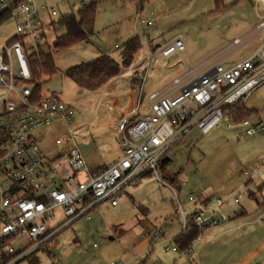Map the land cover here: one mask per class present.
I'll list each match as a JSON object with an SVG mask.
<instances>
[{
    "label": "rangeland",
    "instance_id": "1",
    "mask_svg": "<svg viewBox=\"0 0 264 264\" xmlns=\"http://www.w3.org/2000/svg\"><path fill=\"white\" fill-rule=\"evenodd\" d=\"M38 1L55 6L58 15L76 13L78 8L90 2L97 4L94 34L88 41L54 51L56 36L64 31L55 17L53 23L45 24L46 42L40 48L52 53L56 68L52 75L42 74V93L57 94L74 107V115L68 124L77 126L78 147L88 163L93 157L100 165L119 157V134L110 127L107 115L99 114L101 116L93 120L96 104L92 102V91L79 88L64 75V70L101 54H108L120 62L122 43L138 36L141 47L133 62L140 61V66L130 72L128 86L135 87V94L140 92L139 104L144 109L151 93L186 72L188 67L203 63L199 72L222 58L233 62L247 56L251 43L244 45L242 40L238 50L229 44L258 22L252 0H222L219 9L214 0H144L141 7L137 0ZM14 33V18L0 24V51ZM175 38L183 41L185 49L180 54L162 56L159 47ZM127 73L129 75L125 72L123 81L128 80ZM127 99L121 97L124 104ZM244 104L254 110L247 119L253 123L264 120V83L251 91ZM245 129L242 121L235 122L232 117L206 134L192 127L164 155L163 159L169 161L164 168L158 165L160 179L150 175L127 184L116 206L108 201L100 203L90 213V219L81 217L73 221L53 236L54 246L36 251L21 264H31L32 258L36 259L35 264H109L111 261L122 264H221V256L216 251L237 242L236 232L228 238L215 240V254L204 252L206 255L200 261L196 252L193 254L192 245L195 244V248L201 243L207 229L200 239L192 242L191 250L187 252L167 250L166 247H175L173 237L181 230L178 200L186 208L188 196L196 197L214 191L224 183L239 184L240 181L243 182L240 186L243 195L238 208L247 210L244 218L251 222L248 224L251 231L247 232L258 240L264 237V222L257 220V202L264 199V130L246 135ZM66 130L63 121L55 120L33 132L44 155L54 158L55 162L63 157H56L61 148L54 140ZM254 171L257 175L244 185L245 178ZM177 172L184 181L179 191L165 181L169 174ZM259 186H262L261 190H258ZM168 221L172 223L167 225ZM154 230L159 231L155 239L157 244L145 254L152 241L141 233Z\"/></svg>",
    "mask_w": 264,
    "mask_h": 264
},
{
    "label": "built area",
    "instance_id": "2",
    "mask_svg": "<svg viewBox=\"0 0 264 264\" xmlns=\"http://www.w3.org/2000/svg\"><path fill=\"white\" fill-rule=\"evenodd\" d=\"M253 1L262 12H257L253 29L260 42L250 53L233 62L222 58L199 72L203 63L188 67L151 93L144 109L139 104L140 92L135 94L132 108L115 127L121 156L90 170L78 147L75 128L68 124L74 107L57 94L38 97L34 91L31 54L46 42L45 24L59 16L57 8L38 0H0V15L15 19L16 36L9 43L5 41L0 51V264H21L36 251L54 246L55 234L78 218L90 219V213L104 201L116 206L124 187L138 182L144 173L151 171L160 179L158 165L182 135L192 127L203 134L219 127L230 118V106L239 100L245 102L251 91L264 83V0ZM242 40L234 39L229 47L238 50ZM184 49L183 41L175 38L160 52L168 57ZM55 120L67 127L54 140L61 148L56 157H63L57 162L44 155L33 135ZM242 124L246 135L264 130L261 119L254 123L244 119ZM254 175L257 171L247 181ZM241 197L240 191H232L214 199L206 209L203 198L188 196L198 207L194 217L197 239L207 228L228 220L221 206L228 201L238 204ZM177 212L181 229H186L187 216L179 200ZM257 220L264 222V204ZM158 233H141L152 241L145 254L157 244ZM166 249L177 251L176 247Z\"/></svg>",
    "mask_w": 264,
    "mask_h": 264
},
{
    "label": "trees",
    "instance_id": "3",
    "mask_svg": "<svg viewBox=\"0 0 264 264\" xmlns=\"http://www.w3.org/2000/svg\"><path fill=\"white\" fill-rule=\"evenodd\" d=\"M138 5L141 7L144 0H137ZM216 8L219 9L222 6V0H214ZM97 11L96 2H90L77 9L76 13L61 14L56 18V22L61 26L64 31L56 36L54 51L59 52L68 47L73 46L81 41H88L94 34V23ZM8 16L0 15V24L7 20ZM55 19L51 23L54 22ZM16 39L13 35L6 41L9 43ZM119 47V46H117ZM141 47V41L138 36H134L121 45V61L118 62L111 58L108 54H101L95 58H92L86 62L74 65L64 70V75L70 78L79 88L88 91H95L107 83L111 78L120 74L123 68L130 67L134 55ZM31 71L34 82V91L38 97L42 96V74L52 75L56 72V68L53 63L52 53L44 52L42 48L38 52L31 54ZM242 100L237 101L236 104L229 107L230 117L235 122H241L247 119L254 110L247 108ZM133 120V119H132ZM169 159H162L160 161L161 167H165L168 164ZM179 172L169 174L166 177V182L176 191L181 190L183 181L179 178ZM153 175L151 171L144 173L141 177ZM251 181H247L248 185ZM262 186L258 187L261 190ZM253 194V192L251 193ZM197 198H203L202 205L207 207V196H196ZM257 202V201H256ZM264 204L257 202V210L260 211ZM141 211L148 212L146 208L139 207ZM187 216V227L181 229L180 232L173 237L175 247L177 251L181 250L187 252L191 248V244L199 236V229L195 223V214L198 207L196 204L189 202V205L184 208ZM246 214V213H244ZM64 229V228H63ZM62 229V230H63ZM31 264L36 263V259L30 260Z\"/></svg>",
    "mask_w": 264,
    "mask_h": 264
},
{
    "label": "crops",
    "instance_id": "4",
    "mask_svg": "<svg viewBox=\"0 0 264 264\" xmlns=\"http://www.w3.org/2000/svg\"><path fill=\"white\" fill-rule=\"evenodd\" d=\"M252 2L254 1L252 0ZM254 7H255V15L258 19L257 12L261 13L262 11H260L261 8L257 6L255 2H254ZM256 24L252 26L249 30L244 32L242 35L235 37L234 39L243 38L245 42L248 41V43H251V47H255L260 42V39L255 38L256 34L255 31H253ZM116 45L117 44H115V47ZM164 45H162L161 47H163ZM145 56L147 57V55ZM139 62L140 61L134 63L132 61L130 67L123 68L119 75L111 78L102 87L91 92L94 95V99L92 102H95L96 104L95 110L92 112L94 113L93 120L99 118L101 116L99 114L107 115L110 120V127L115 131L117 122L121 118L127 115V113L130 111L134 103L135 92H136L135 87L129 88L128 84L130 80V72L136 69L137 66H140ZM125 72H129V75L127 73L128 80L123 81L122 79L126 75ZM121 97L128 98L125 104L121 100ZM76 127L77 126H74V128ZM120 156H121V150L119 157ZM96 161H97L96 158L90 157L89 160L90 164H89L87 159H85L86 165L90 170L100 169L101 167L109 165L114 160L109 163H104L101 165ZM246 182H247V178H245L244 185H246ZM242 184L243 182L241 181L239 184L232 183L229 185L227 183H224L223 186L218 187L214 191L211 190L201 193L200 195L205 197L207 196L208 204L206 209H209L211 207L212 201L214 199L225 196L232 191H240V186H242ZM240 203L241 202L235 204L232 201H228L227 203H224L221 206L220 211L225 213L229 217L228 220L224 221L219 225L207 228V230L204 232L203 238L199 241L201 243H199L195 248H194L195 244L192 245L193 254L196 252V256L199 261L203 256L206 255L204 252L210 255L215 254V248L213 247L215 240H219L220 238L221 239L228 238L231 233L236 232L238 234V236H235V240L237 242L235 243L229 242L230 246L228 248L225 246L223 249L220 250L216 249L217 255L221 256V264H264V237L263 238L260 237V239L258 240L250 232H247V231H251L248 229L249 228L248 224H250L251 222L244 218L245 215L247 214V210L243 207H241L240 209L238 208L241 205ZM171 223L172 221H168L167 225Z\"/></svg>",
    "mask_w": 264,
    "mask_h": 264
}]
</instances>
